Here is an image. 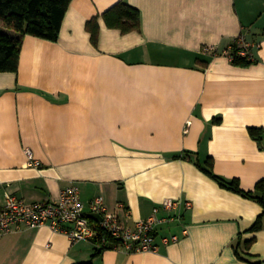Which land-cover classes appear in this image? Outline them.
Returning a JSON list of instances; mask_svg holds the SVG:
<instances>
[{"label":"crops","instance_id":"0c3cea01","mask_svg":"<svg viewBox=\"0 0 264 264\" xmlns=\"http://www.w3.org/2000/svg\"><path fill=\"white\" fill-rule=\"evenodd\" d=\"M119 1L72 0L58 41L26 35L18 71L0 72V209L6 193L58 201L73 183L87 214L103 195L131 227L165 199L193 206L160 227L155 252L98 251L43 226L0 237V264H264V217L252 230L263 205L203 169L212 157L244 191L264 182V0H123L142 15L128 33L102 16ZM96 16L97 45L86 28ZM242 34L259 45L247 66L224 54Z\"/></svg>","mask_w":264,"mask_h":264},{"label":"built area","instance_id":"2783aa9c","mask_svg":"<svg viewBox=\"0 0 264 264\" xmlns=\"http://www.w3.org/2000/svg\"><path fill=\"white\" fill-rule=\"evenodd\" d=\"M258 46L243 34L237 38L239 55L254 59V48ZM204 51L216 52V48L206 46ZM224 54L233 61L236 58L235 45L230 44ZM189 124L191 121H188ZM26 154L30 166H42L32 149H26ZM89 206L91 213L101 215L102 220L88 217L80 189L74 183L62 190L58 201L28 203L17 195L6 193V203L0 209V237L28 228L48 226L55 232L69 235L73 243L88 240L97 249L113 247L127 253L155 252L159 250L157 234L160 227L180 221L181 206L191 209L193 203L184 199H165L161 206L154 208L148 218L138 221L133 227L124 225L117 214L109 212L103 195L92 199ZM188 232V228L184 227L182 233L164 234L160 239L163 244L168 245L179 241Z\"/></svg>","mask_w":264,"mask_h":264},{"label":"trees","instance_id":"16d2710c","mask_svg":"<svg viewBox=\"0 0 264 264\" xmlns=\"http://www.w3.org/2000/svg\"><path fill=\"white\" fill-rule=\"evenodd\" d=\"M72 0H0V21L8 28L13 29L19 35H12L0 30V72H17L20 63V55L24 37L32 35L58 41L62 29V23L70 2ZM102 16L109 27L118 28L123 33L139 31L142 27V15L140 10L125 2L119 1L106 10ZM87 30L91 33L92 42L97 45L99 40L100 24L98 17L87 22ZM235 41V42H234ZM232 43L235 45L236 58L232 61L237 65L247 66L255 59L238 54L237 39ZM252 135L261 140V131L258 128L250 129ZM207 167L203 168L209 175L218 180L221 185L234 191L243 193L257 199L264 207V182L260 181L256 191H244L238 179L226 180L213 171V159L209 157L206 161ZM264 211L253 226V231L263 227ZM253 239L245 242L249 247ZM103 249H98L101 251ZM237 253L241 256L239 250ZM80 264H92L85 262Z\"/></svg>","mask_w":264,"mask_h":264},{"label":"water","instance_id":"95a60500","mask_svg":"<svg viewBox=\"0 0 264 264\" xmlns=\"http://www.w3.org/2000/svg\"><path fill=\"white\" fill-rule=\"evenodd\" d=\"M87 215H88L89 217H92V218L98 220V221L102 220L101 215H99V214H97V213H89V214H87Z\"/></svg>","mask_w":264,"mask_h":264},{"label":"rangeland","instance_id":"374dc122","mask_svg":"<svg viewBox=\"0 0 264 264\" xmlns=\"http://www.w3.org/2000/svg\"><path fill=\"white\" fill-rule=\"evenodd\" d=\"M0 30H1V31H5V28H3V27L0 26Z\"/></svg>","mask_w":264,"mask_h":264}]
</instances>
